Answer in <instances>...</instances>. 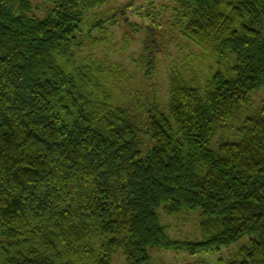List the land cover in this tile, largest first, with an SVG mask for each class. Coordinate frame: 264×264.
I'll list each match as a JSON object with an SVG mask.
<instances>
[{"label": "trees", "instance_id": "16d2710c", "mask_svg": "<svg viewBox=\"0 0 264 264\" xmlns=\"http://www.w3.org/2000/svg\"><path fill=\"white\" fill-rule=\"evenodd\" d=\"M172 2L208 81L174 69L165 111L122 106L126 68L84 56L121 11L0 0V264H154L150 249L198 257L245 237L225 264H264V101L247 111L264 92V0ZM233 121L238 141L211 150ZM159 212H198L201 241L170 238Z\"/></svg>", "mask_w": 264, "mask_h": 264}, {"label": "rangeland", "instance_id": "374dc122", "mask_svg": "<svg viewBox=\"0 0 264 264\" xmlns=\"http://www.w3.org/2000/svg\"><path fill=\"white\" fill-rule=\"evenodd\" d=\"M104 1L105 6L97 12L118 10L121 11L118 13L121 19L124 21L127 18L128 21L113 29L106 41H102L93 50H87L84 56L93 53L104 63H115L126 68L128 77L119 86V92L116 95L122 106H130L132 110L138 100L145 104L148 96H151L150 98H154L166 111L169 82L174 69H178L189 81H194L199 87L208 81L205 64L199 59L203 53L202 50L183 37L179 28L172 26L174 17L170 9L173 7V0H151V6L148 0L137 2L142 9H151L152 14L158 16L155 20L147 17L144 12L146 9H140L138 14L131 12L128 4L132 0ZM126 14L129 15L125 17ZM129 24L133 27L130 28ZM127 41H129L128 44H126ZM147 67L149 70L145 71ZM263 101L264 92L253 96L252 106L247 109L248 114L257 111ZM240 127L239 121L228 124L218 138L211 143L210 149L217 151L220 141H238L237 133ZM159 213L170 238L186 242L201 241L198 212L178 217H168ZM247 241L248 238L245 237L229 248L222 249L221 252L210 255L201 254L198 257H193L186 252L176 253L160 249H150V254L154 264H225V261ZM113 264H125L124 258L121 255L116 256Z\"/></svg>", "mask_w": 264, "mask_h": 264}]
</instances>
